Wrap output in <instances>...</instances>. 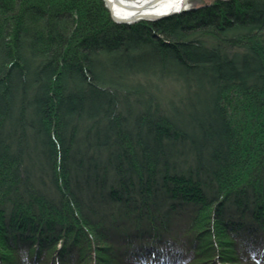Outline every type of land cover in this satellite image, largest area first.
<instances>
[{
  "label": "trees",
  "instance_id": "obj_1",
  "mask_svg": "<svg viewBox=\"0 0 264 264\" xmlns=\"http://www.w3.org/2000/svg\"><path fill=\"white\" fill-rule=\"evenodd\" d=\"M0 264H264V0H0Z\"/></svg>",
  "mask_w": 264,
  "mask_h": 264
},
{
  "label": "bare ground",
  "instance_id": "obj_2",
  "mask_svg": "<svg viewBox=\"0 0 264 264\" xmlns=\"http://www.w3.org/2000/svg\"><path fill=\"white\" fill-rule=\"evenodd\" d=\"M111 19L132 21L140 17L154 18L185 9L189 0H102ZM110 8V10L108 9ZM163 17V16H162Z\"/></svg>",
  "mask_w": 264,
  "mask_h": 264
},
{
  "label": "rangeland",
  "instance_id": "obj_3",
  "mask_svg": "<svg viewBox=\"0 0 264 264\" xmlns=\"http://www.w3.org/2000/svg\"><path fill=\"white\" fill-rule=\"evenodd\" d=\"M27 1V0H26ZM28 1H31V0H28ZM211 0H189L188 2V5L185 9L181 10V11H178V12H175V13H172V14H177V13H181L183 11H186L188 9H191L193 7H197V6H200V5H203L205 3H209ZM171 14H166V15H163V17H159V18H156V19H149L147 17H140L138 19H135V20H132V21H127V22H117V23H126V24H132V23H136V22H139V21H147V22H151V21H155V20H158V19H162V18H165L167 16H169ZM172 94H176V93H172ZM162 95H166V92L165 91H162Z\"/></svg>",
  "mask_w": 264,
  "mask_h": 264
},
{
  "label": "water",
  "instance_id": "obj_4",
  "mask_svg": "<svg viewBox=\"0 0 264 264\" xmlns=\"http://www.w3.org/2000/svg\"><path fill=\"white\" fill-rule=\"evenodd\" d=\"M108 9L110 10V8L108 7ZM163 15H161V16H157V17H154V18H151V19H156V18H159V17H162ZM113 19L116 21V22H127V20H117V19H115L114 17H113ZM150 18H148V20H149Z\"/></svg>",
  "mask_w": 264,
  "mask_h": 264
}]
</instances>
